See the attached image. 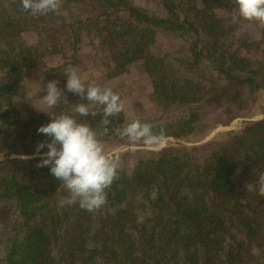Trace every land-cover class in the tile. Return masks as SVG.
<instances>
[{
  "label": "trees",
  "instance_id": "obj_1",
  "mask_svg": "<svg viewBox=\"0 0 264 264\" xmlns=\"http://www.w3.org/2000/svg\"><path fill=\"white\" fill-rule=\"evenodd\" d=\"M72 1L91 4L96 10H103L100 15L109 19L115 12L128 15L127 20L120 21L110 29L111 34L109 32L117 40L135 39L133 46L125 49L113 42L112 76L119 78L132 65L144 61L152 81L154 100L166 111L176 104L189 105L199 100L196 83L169 78V64L152 55L151 48L156 45L160 32H194L199 40L190 49L191 62H187L186 71L196 73L198 80L213 85L215 82L200 62L212 63L218 76L228 82L218 93L225 95L233 87L247 86L254 91L264 90V65L253 68L240 50L227 46L229 34L236 31V25L221 23L214 14L215 9L225 3L232 6L230 0H203L202 6L197 0H161L166 17H155L134 7L129 0ZM54 17L55 13L32 16L22 10L18 0L15 3L0 0V73L8 72L13 76L11 82L0 77V151L14 150L21 143L26 150L29 148L35 153L38 143L49 139L37 129L49 123L50 116L71 113L76 103H86L78 94L69 92L67 102L60 100L48 113L31 111L28 121L21 118L16 106V101L23 98L26 73L41 68L49 57L66 55L69 41L60 37L61 32L52 21ZM117 28L121 30H115L114 34ZM25 33H35L37 43L28 46L23 38ZM69 65L50 72V76L58 75V85L67 80L64 69ZM219 98L214 95L207 98L206 103H218ZM78 119L99 130L102 114ZM110 119V131L101 137L103 144L130 145L111 130L124 123V114ZM199 121V111L190 109L188 116L175 123L152 126L154 132L164 131V142L172 138L175 142L160 149L156 158L139 161L133 176L121 168L118 178L107 190L105 206L123 203L137 191L156 189V198L151 194L148 197L154 219L150 225L141 226L135 214L118 212L103 221L97 230L94 241L98 245L102 243V248L95 250L88 245L92 213L78 204L64 207L57 204L58 196L67 193L63 188L57 191L61 182L51 175L49 167H38L39 158L28 163L30 165L8 156L0 158V203H17L24 222L23 237L13 242L5 264H77L79 261L91 264L98 253L103 255L106 264H257L258 255L242 247V252L232 249L227 241L234 235L232 231L238 218L248 237L264 254V235L261 234L264 225L253 224V218L246 214L249 207L247 203L241 204L245 196L235 180L239 169L245 183L257 178L256 169L264 172V118L245 125L238 133L227 134L226 143L217 145L203 165L177 148L178 141H191ZM161 144L137 146L156 148ZM184 189L189 190V194L182 195ZM6 212L3 208L0 214ZM254 213L257 218H264L262 206ZM129 227L135 229L136 237ZM57 248H61V254L55 255Z\"/></svg>",
  "mask_w": 264,
  "mask_h": 264
},
{
  "label": "rangeland",
  "instance_id": "obj_2",
  "mask_svg": "<svg viewBox=\"0 0 264 264\" xmlns=\"http://www.w3.org/2000/svg\"><path fill=\"white\" fill-rule=\"evenodd\" d=\"M131 5L142 8L155 17H166L167 13L161 0H129ZM225 0H222L224 2ZM199 6H202L203 0H197ZM229 2H232L230 0ZM235 5L225 3L220 8L215 9L214 14L221 23L236 25V31L229 34L230 38L227 46L232 45L234 51L240 50V54L251 62L253 68L264 65V26L258 25L256 22H249L239 18L235 11ZM103 10H96L91 4H78L72 0L64 1L62 8L55 12L52 19L54 26L61 32L60 37L69 41V47L65 56H55L45 59L43 66L38 69H32L25 75L22 84L24 89L23 98L16 101V106L21 113V118L28 121L29 112L37 111L40 113H48L52 108L41 105L37 99L30 98L29 93L41 92L43 96L45 85L51 80H56L58 75L50 76V72L56 68L66 64H71L78 69L82 79L86 83H96L103 87H110L114 92L119 93L126 103L127 119L138 118L141 122L154 125H164L166 123H175L181 118L188 116L190 109L198 110L200 121L196 124V131L190 142L178 141L179 149H183L193 161L199 165H203L205 160L212 154L217 145L226 143V135L230 133H238L242 128L250 123L263 120L264 116V90L254 91L250 87H233L227 94L218 93L222 88L228 86V82L219 77L214 70L212 63L207 60L200 62L205 68V72L215 82L213 85L197 79L196 73H188L185 66L187 62H191L190 49L199 40L194 32H178L176 34H167L160 32L156 45L152 46L151 53L156 58L165 59L169 64L167 70L168 77L175 81H192L197 84V99L199 101L192 102L189 105L176 104L169 110H164L159 101H155L153 97L152 81L147 74L144 61H138L132 65L128 72L119 78L112 76L111 70L113 65V42L120 49L130 48L133 46L134 38H125L117 40L110 35V29L120 21L128 19V15L124 12H115L111 19L100 15ZM100 17V18H99ZM106 28L102 30V28ZM120 31L121 29H114ZM110 32V34H109ZM232 35V36H231ZM108 39H104L105 37ZM137 37V36H136ZM24 41L28 46L37 43V35L35 33H25ZM98 38L100 43L97 45L95 39ZM204 38L205 37L204 35ZM104 44H103V42ZM204 46V45H203ZM201 49V47L199 48ZM198 49V51H199ZM0 77H6L8 81H13V76L6 72L0 73ZM183 82V83H184ZM58 87L64 92V98L61 101L67 102L68 91L66 90V81L62 82ZM215 88V90H213ZM220 96L218 103L207 104L206 99L212 96ZM43 110V111H39ZM46 111V112H44ZM125 119V117H124ZM127 142V141H126ZM175 140L169 139L156 148L138 147L137 144L124 145L120 142H112L104 144L106 153L114 158L119 159L122 163V169L133 176L135 168H129L128 162L135 160L138 164L141 160H148L157 157V152L174 143ZM28 148V147H27ZM44 148L42 153L47 152ZM32 149H25L21 143L16 145V149L11 151L1 150L0 158L8 156L10 159H20L26 161L25 164L35 162ZM30 165V164H28ZM262 167V166H261ZM261 169H256L257 174L252 184L255 185ZM242 177V170H237L235 180L237 185L242 188L245 198L247 199L246 214L253 218V224L258 226L264 225V218H257L254 210L258 206L264 209V197L258 192H248L245 189V181ZM250 183V182H249ZM156 198L157 190L153 189L149 192L140 190L133 193L125 199L123 203L115 206H104L96 213H92V222L89 229V248L95 250L102 248L94 241L95 234L100 229L103 221L113 217L120 211H129L137 217V224H151L154 219V210L151 208V201L148 197ZM7 209L6 214H0V264H5V260L13 246V242L17 238L23 237V219L17 203L7 201L0 203V211ZM245 208V206H243ZM4 218H7L4 220ZM130 233L136 237V231L133 227H129ZM263 231V230H260ZM234 235L229 236L227 241L237 251L248 250L258 255V263L264 264V254L256 243L252 242L246 230L240 224V219L235 222ZM260 234V233H259ZM261 234L264 235V232ZM260 234V235H261ZM230 248V247H229ZM203 252V250H202ZM242 252V251H241ZM61 254V248L55 250V255ZM77 264H83L79 261ZM91 264H106L105 258L101 254H97L95 260Z\"/></svg>",
  "mask_w": 264,
  "mask_h": 264
},
{
  "label": "clouds",
  "instance_id": "obj_3",
  "mask_svg": "<svg viewBox=\"0 0 264 264\" xmlns=\"http://www.w3.org/2000/svg\"><path fill=\"white\" fill-rule=\"evenodd\" d=\"M15 2L17 0H13V3ZM18 2L25 13L32 16H47L58 12L64 0H18ZM232 3L236 6L235 11L240 19L264 26V0H232ZM95 43L99 45L98 38L95 39ZM64 75L67 77L66 90L78 94L80 100L86 103H76L71 113L49 115L50 122L37 129L38 133L49 139L38 143L33 157L24 158L39 157L37 166L49 167L51 175L61 182L57 191L63 188L67 194L58 196L57 204L60 207L78 204L81 209L96 213L107 204V190L118 178L122 168L119 159H114L106 153L101 140V137L110 131L108 127L112 123L110 118L124 114V123L114 126L111 130L130 144L153 147L163 143L166 137L163 130L154 132L150 123L141 122L138 118L128 120L126 103L112 88L94 82L86 83L78 69L71 65L64 69ZM39 93L41 92L29 93V97H34L47 108L55 107L64 98V92L58 87L56 80L47 82L43 96ZM101 114L99 130L90 126L87 121L78 119ZM45 147L48 151L41 153V149ZM136 166L135 160L128 162L129 168ZM245 189L247 193L258 192L264 197V172L259 173L255 185L246 183ZM187 194L189 190L184 189L182 195ZM240 202L245 204L247 199Z\"/></svg>",
  "mask_w": 264,
  "mask_h": 264
}]
</instances>
